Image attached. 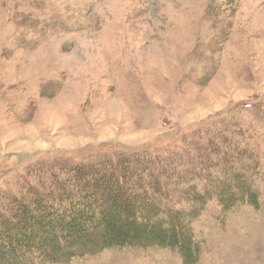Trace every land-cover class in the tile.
<instances>
[{"label":"rangeland","instance_id":"374dc122","mask_svg":"<svg viewBox=\"0 0 264 264\" xmlns=\"http://www.w3.org/2000/svg\"><path fill=\"white\" fill-rule=\"evenodd\" d=\"M243 103L264 109V0H0V197L33 165L160 151L220 119L255 130L264 174V118ZM255 186L257 208L210 200L192 222L196 264H264ZM65 264L185 263L131 245Z\"/></svg>","mask_w":264,"mask_h":264},{"label":"trees","instance_id":"16d2710c","mask_svg":"<svg viewBox=\"0 0 264 264\" xmlns=\"http://www.w3.org/2000/svg\"><path fill=\"white\" fill-rule=\"evenodd\" d=\"M241 110L264 118V109L253 104ZM230 122L197 127L160 151L29 167L14 192L0 197V264L15 255L27 264H65L131 245L173 249L185 264H196L200 244L191 225L208 202L221 213L244 204L257 208L255 184L264 185L250 145L255 130ZM50 234L57 240L44 242Z\"/></svg>","mask_w":264,"mask_h":264}]
</instances>
